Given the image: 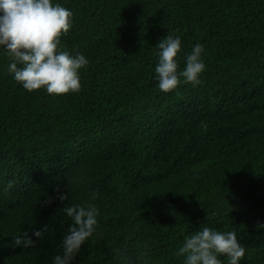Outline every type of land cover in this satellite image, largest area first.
Segmentation results:
<instances>
[{
	"label": "trees",
	"instance_id": "obj_1",
	"mask_svg": "<svg viewBox=\"0 0 264 264\" xmlns=\"http://www.w3.org/2000/svg\"><path fill=\"white\" fill-rule=\"evenodd\" d=\"M55 2L73 12L61 45L88 64L79 91L54 95L23 89L0 56V264H52L63 209L85 201L96 231L71 264L143 245V264H183L176 250L203 227L234 231L240 264H264V0ZM168 34L178 71L202 45L199 84L156 86Z\"/></svg>",
	"mask_w": 264,
	"mask_h": 264
},
{
	"label": "clouds",
	"instance_id": "obj_2",
	"mask_svg": "<svg viewBox=\"0 0 264 264\" xmlns=\"http://www.w3.org/2000/svg\"><path fill=\"white\" fill-rule=\"evenodd\" d=\"M72 17V10L55 0H0V56L8 58L7 72L23 89H43L54 95L79 91V72L88 60L79 52L70 53L60 42V36L72 26ZM155 47L158 60L154 79L158 89L167 92L180 83L199 84L204 69L201 44H194L190 52L184 53V66L179 71L180 37L165 35ZM96 195L93 192L89 199L95 200ZM57 199L63 201L65 194L60 193ZM63 211L71 223L61 241L62 251L52 257V264H71L80 246L96 231L98 208L94 203L71 204ZM41 232L34 229L32 235L39 237ZM32 242L27 234L16 239L25 247ZM145 248L141 246L133 255L117 250L120 264H143ZM244 252L234 231L203 227L184 238L176 255L183 256V264H221L220 255L227 258V264H240Z\"/></svg>",
	"mask_w": 264,
	"mask_h": 264
}]
</instances>
